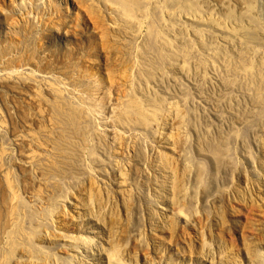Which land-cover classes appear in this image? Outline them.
<instances>
[{
	"label": "rangeland",
	"instance_id": "374dc122",
	"mask_svg": "<svg viewBox=\"0 0 264 264\" xmlns=\"http://www.w3.org/2000/svg\"><path fill=\"white\" fill-rule=\"evenodd\" d=\"M0 264H264V0H0Z\"/></svg>",
	"mask_w": 264,
	"mask_h": 264
}]
</instances>
